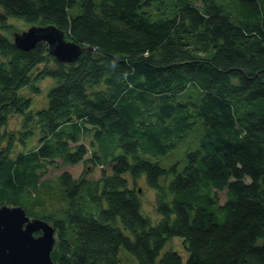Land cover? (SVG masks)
I'll list each match as a JSON object with an SVG mask.
<instances>
[{"label":"trees","instance_id":"1","mask_svg":"<svg viewBox=\"0 0 264 264\" xmlns=\"http://www.w3.org/2000/svg\"><path fill=\"white\" fill-rule=\"evenodd\" d=\"M8 19L84 51L19 50ZM77 164L100 175L42 180ZM0 204L53 227V264H120L121 247L137 264H264V0H0ZM172 238L185 261L162 253Z\"/></svg>","mask_w":264,"mask_h":264},{"label":"water","instance_id":"2","mask_svg":"<svg viewBox=\"0 0 264 264\" xmlns=\"http://www.w3.org/2000/svg\"><path fill=\"white\" fill-rule=\"evenodd\" d=\"M12 43L22 51L44 43L48 53L63 64L75 62L84 51L52 25H31L13 35ZM54 242V229L47 222L29 218L21 207L0 204V264H53Z\"/></svg>","mask_w":264,"mask_h":264},{"label":"rangeland","instance_id":"3","mask_svg":"<svg viewBox=\"0 0 264 264\" xmlns=\"http://www.w3.org/2000/svg\"><path fill=\"white\" fill-rule=\"evenodd\" d=\"M6 28L4 34L9 38V40H13V35L21 34L22 32L26 31L31 25L24 23L23 21L17 19H8L6 22ZM48 83V80L42 81L40 83L41 89L45 87ZM47 93V92H46ZM46 95V94H45ZM41 96L37 98L38 102H41ZM47 105L45 103H33L32 109H43ZM19 118L12 117L9 120L8 129L9 130H16L19 128ZM177 149L172 153L176 154ZM180 156V155H179ZM179 158V157H178ZM165 159L162 160L161 165L165 167ZM63 171L68 172L71 177L74 179L79 178L80 176H84L87 180H96L100 175L101 167H93L90 168L88 166L85 167L83 164H77L73 166H58V167H49L47 174L42 178L43 181H47L50 186L53 188L56 187L53 179L54 177L61 174ZM138 186L141 188L140 190V201H141V213L148 217L152 222H156L159 219V216L155 212V196L154 192L147 188L142 181L138 182ZM55 239V236H54ZM168 250L175 251L180 257L185 261L187 257V252L185 251L181 239L179 238H172L166 242L164 248L162 249V253ZM118 259L120 264H137L136 259L130 255L124 248H120L118 250Z\"/></svg>","mask_w":264,"mask_h":264}]
</instances>
